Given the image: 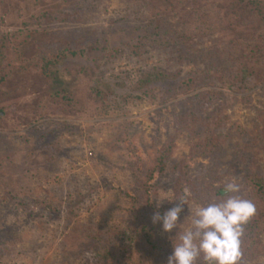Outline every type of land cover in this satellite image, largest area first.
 Instances as JSON below:
<instances>
[{"label": "rangeland", "instance_id": "obj_1", "mask_svg": "<svg viewBox=\"0 0 264 264\" xmlns=\"http://www.w3.org/2000/svg\"><path fill=\"white\" fill-rule=\"evenodd\" d=\"M233 179L264 264V0H0V264H167Z\"/></svg>", "mask_w": 264, "mask_h": 264}, {"label": "clouds", "instance_id": "obj_2", "mask_svg": "<svg viewBox=\"0 0 264 264\" xmlns=\"http://www.w3.org/2000/svg\"><path fill=\"white\" fill-rule=\"evenodd\" d=\"M171 191L160 190L161 196L153 202L159 207L163 201H178L176 206L152 217L163 233L176 230L167 264H239L244 228L257 211L251 199L238 195L240 184L235 179L224 184L215 200L198 204L182 223L178 220L183 206L188 207V193L185 191L180 199H170ZM186 219L188 224L182 228Z\"/></svg>", "mask_w": 264, "mask_h": 264}, {"label": "trees", "instance_id": "obj_3", "mask_svg": "<svg viewBox=\"0 0 264 264\" xmlns=\"http://www.w3.org/2000/svg\"><path fill=\"white\" fill-rule=\"evenodd\" d=\"M259 191L262 192L261 195H263V194H264V187L260 185V186H259Z\"/></svg>", "mask_w": 264, "mask_h": 264}]
</instances>
